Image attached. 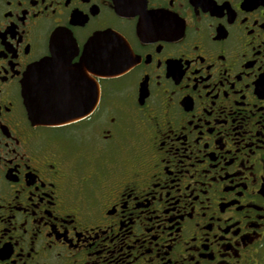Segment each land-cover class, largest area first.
I'll list each match as a JSON object with an SVG mask.
<instances>
[{
  "label": "flooded vegetation",
  "instance_id": "obj_1",
  "mask_svg": "<svg viewBox=\"0 0 264 264\" xmlns=\"http://www.w3.org/2000/svg\"><path fill=\"white\" fill-rule=\"evenodd\" d=\"M0 264H264V0H0Z\"/></svg>",
  "mask_w": 264,
  "mask_h": 264
},
{
  "label": "water",
  "instance_id": "obj_2",
  "mask_svg": "<svg viewBox=\"0 0 264 264\" xmlns=\"http://www.w3.org/2000/svg\"><path fill=\"white\" fill-rule=\"evenodd\" d=\"M88 62V60H87ZM53 61L45 59L29 72L26 86V95L29 98L28 109L33 118H38L44 124H59L77 117L89 115L95 106L90 99L86 107L73 108L69 105L65 94L60 93L56 88H52Z\"/></svg>",
  "mask_w": 264,
  "mask_h": 264
}]
</instances>
